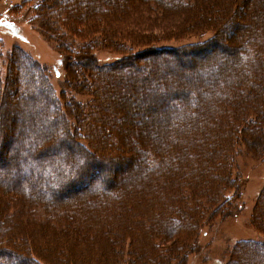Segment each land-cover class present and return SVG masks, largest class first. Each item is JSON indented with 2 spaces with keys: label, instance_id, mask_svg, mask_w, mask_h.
Returning a JSON list of instances; mask_svg holds the SVG:
<instances>
[{
  "label": "trees",
  "instance_id": "obj_1",
  "mask_svg": "<svg viewBox=\"0 0 264 264\" xmlns=\"http://www.w3.org/2000/svg\"><path fill=\"white\" fill-rule=\"evenodd\" d=\"M240 3L241 0H39L35 4L33 13L28 18L29 23L35 24L40 20H44V16H46V19L50 18L49 24L54 26V30L50 28L49 24L46 26V30L51 33L55 40L59 41L58 44H61V42L69 44V41L77 43L75 49L84 55L85 60L71 63L74 68L73 72L74 70L76 73L79 72L78 66H81L85 71L87 70L88 74L93 72L94 68L99 70L98 86H96L98 88L97 95L93 96V100L90 102L91 107L82 112L79 105L84 107L85 104L78 103V107L73 109L72 103L68 106L76 116L82 119L88 117L96 119L93 124L86 122L84 130L88 136H84L85 134L81 131L80 134L88 137L90 141H94L96 146L104 145L106 143L105 138H108L110 143L122 152L118 157H112L111 155H104V157H99L100 159L95 155L81 157L79 151L82 154L85 148L88 147L85 143L77 139L74 140V131L68 126L66 127L67 124H71L70 119L62 111L60 98L57 96L52 84H50L46 69L39 61L27 55L25 60L28 62L29 69L26 65H19L20 60H18L16 54L14 55L15 51H11L12 64H10L8 72H10V76L14 75L13 79H9L16 86L4 90L0 74V113L1 110L4 111L5 108L9 107V99L12 94L18 93L20 97H17H19L21 103L15 107V113H21L20 110L22 111V108L27 107L32 112L33 109L38 110L42 117L41 122L36 126L31 123L30 118L24 119L26 124H21V132L20 129L16 131L12 135L13 138L0 137V159L3 157L5 148L9 147V154L13 156L14 163L16 161L20 165L22 173L29 175V181L18 179V175L10 174L8 165H3L4 163L0 165V188L8 191L23 186L24 189L22 190H25L17 193L12 189L11 193H5L0 197V264H55L51 257L57 259V256L52 255L51 252H42L39 247L36 248L38 254L32 252L34 256L28 252L32 246H28L25 239L27 236L20 235L22 229L26 228L24 227L26 225L23 226L18 217L23 213H26L25 221L34 227L36 226L39 232H45L47 231L46 227H49L51 234L54 231H58V233L64 231L71 223L76 228L83 226L81 219L85 220L87 218L84 217L82 209L87 205L90 210H94L93 215H100L104 220L113 218L114 211L117 214L121 213L119 216L124 219L127 213L125 192L134 187L133 185L127 186L126 183L129 182L127 180L129 178L141 179V170L127 169L126 177L119 184L122 191L118 193L111 192L112 181L108 182L105 187L102 182V185L94 184L93 189L89 185L88 188L78 191L77 194L72 196H67L62 191L89 174L93 166L117 163L129 167V164L131 165L135 160V152L141 154L140 161L146 166V172L143 173L145 175L144 183L143 186H140L147 187V185L144 186L145 181L148 180L151 183V180H153L158 189V194L159 192L164 193L163 184L174 189L164 194L162 200L166 201L165 208H160L154 216L153 223L157 229L161 228L163 235L167 232H173L174 229L165 222L174 215L178 217L175 220L178 222L175 223L174 228L176 226L183 227L187 225L188 219L198 216L195 215V211L205 212L207 210L204 206L200 208L199 204H196V208L195 206H184L183 197L187 196L185 192L187 190L180 188L183 190L180 192L179 188H175V185L179 187V180L180 182L183 181L182 178L173 180L171 173H178V178L184 175L185 179L186 174L195 173L197 178L201 179L203 172L210 170L213 175L210 176L216 179L218 174L222 176L221 173H215L217 167H213V164L210 163L213 158L216 159V164L219 161L220 163L225 161V158L228 160L227 156L230 152L228 148H231V146H227V144L230 141L219 142L216 140L217 143L214 142V144L218 146L214 145L213 148L206 150L202 148L201 151H198L201 154L203 153L202 155L194 152V144H200V147L208 145L210 131L212 129L220 131L225 125L228 134L238 131L240 127H237L239 124L236 119L238 117L236 107L241 104L238 102L239 99L243 98L242 102L244 103L242 104L244 106L252 104V108L246 109V112H244L246 117L243 121L245 123L249 122L247 117L250 114L248 113L251 110L259 112L257 110L258 105L264 103V22L258 30L252 31L251 35L246 36V42L242 46L244 49L247 48L244 61H242V66L236 64L237 49L241 48L239 43L242 39L241 28L243 24H237L234 29V27L232 28V22L236 19L238 8H244V5ZM24 5L25 3H22L18 7H24ZM172 7H185V9L178 15H172L171 12L174 11ZM188 7L193 8L195 11L193 12ZM45 9L46 12H44ZM213 9H217L221 13L218 16L219 18L215 16V20L220 19L219 23L222 27L219 36L215 37L216 43L225 40L227 33L234 41L238 37L236 45L230 44L234 47L232 50L236 48L234 52H231L232 56H230V52L226 51L227 48L224 44H220L221 52L214 53L212 49L209 50L210 52H203L202 50L208 41L173 48L157 49L155 47L159 45V42L180 39L183 32L193 30L200 24L203 25L208 21H212L214 18ZM250 10L254 11L252 7H250ZM58 15L59 18H57ZM247 15L252 14L248 12ZM252 17L255 18L256 14ZM61 27L64 29L63 31H61ZM227 29L229 30L227 31ZM68 48L72 47L69 46ZM131 48L136 51L141 50L137 53L138 57H145L148 49H154V54L160 57L158 59L154 57L153 61H150L151 58H149V67L147 65L134 66L133 70L124 66L136 61V57H132L133 55L105 64H99L91 60L93 59L92 56L89 57V55H92L91 52L96 49L125 54L127 51L132 50ZM242 51L240 49V52ZM183 53H187V56H182ZM190 53L193 56H189ZM213 57L216 58V64L213 67L205 66V63ZM119 67L125 68L123 70L126 73L124 77L117 78L109 74V72L116 73ZM135 68L137 69L135 70ZM227 68H234V72L232 70V76L226 79ZM18 70L21 71V74H17ZM159 71L169 76V83L163 85L159 83L157 78ZM119 72L122 73V71L117 73ZM71 74L73 75V73ZM34 75L37 76L39 87L31 83ZM137 75H140L139 80ZM73 77L75 78V76ZM245 77L249 79L247 89L243 88V83L246 81ZM124 79L131 80L132 92L136 83H146L147 93L142 97H133V99L130 98L136 95H134V92L132 95L129 93L128 98L126 95L117 97L115 94H117L122 83L125 82ZM25 81H30V88L24 85ZM151 81L153 82V88L163 89L161 96L157 97L151 92L152 89L148 85ZM89 82L90 80L86 82V89H89L88 86L91 84ZM17 85L21 87L18 88ZM43 85L47 92L42 90ZM79 86L81 87V85ZM125 87L123 86L126 90ZM192 87L195 89H192ZM196 88L199 90H196ZM45 92L50 95L51 99L41 107V104L36 100L37 95L42 97ZM179 95L181 97L177 98ZM160 97L161 99H159ZM142 99L144 100L141 101ZM160 100L164 104L167 100L171 102L170 105L166 104L161 111H158L159 106H155V104ZM134 101L135 104L131 107L130 104ZM229 103L233 105L231 111L227 109ZM21 104H23L22 108H20ZM27 104L28 106H26ZM34 104H36L35 108ZM135 106H137L135 108L136 115L138 112L145 113V111L153 110L151 112L152 116L154 115L153 121L150 123L144 122L138 126L133 115H131L132 108ZM228 112L231 116L229 119L224 118V115ZM3 118L0 114V133L4 128L3 121H1ZM60 121L64 124L62 127H60ZM235 123H237V126ZM112 129L118 135H114L115 132L113 133ZM23 131L24 134L29 135L26 140L19 139ZM49 133L59 136L57 144L63 145V150L60 149V155H52L46 150L38 149V146L41 145V142L45 140ZM99 137H103L101 141L98 139ZM127 140H134V142L127 143ZM145 141L148 144V149L144 148ZM49 145H51V142L46 147ZM174 145L178 146L174 147ZM92 151L95 152V150ZM203 156L205 159H203ZM189 159H193V164L190 165ZM205 160L206 163H204ZM101 166L98 168L100 169ZM98 168H96L97 171ZM104 169L106 170V168ZM165 173L169 174L167 179L165 178L166 181L161 178L159 181L158 177L164 178ZM229 178V182L232 183L231 177ZM188 184L191 186L190 182ZM80 187L82 186H77L76 190ZM123 190L125 191L123 192ZM46 192H49L48 195ZM99 192L106 195V197L102 195L101 198H94L92 196ZM223 193L224 198L222 197V200L228 201V191ZM22 195H25L24 198ZM189 195L192 197L195 194L191 193ZM4 219H9L10 224L4 223ZM152 231V229L148 230L149 233H152ZM119 236L122 237V235H118L120 241ZM75 237H77V234ZM101 237L100 235L98 238ZM12 246L16 247L18 252H21L20 249L25 250L26 252L23 253L26 254H14V257L9 255L6 249L10 250ZM259 246L264 247V242L242 240L236 244L232 256L243 252L249 247ZM112 250L113 247L110 246L105 247V249L101 248L98 261L102 259L103 264H112L109 253H107L112 252ZM70 254L72 256V253ZM70 254L63 257L64 264H76V262L70 260L72 259ZM2 256L8 258L4 260ZM76 258L79 259L77 264H85L87 255L83 256L78 252ZM23 259L26 260L25 263L22 262ZM228 264H238V258L234 257Z\"/></svg>",
  "mask_w": 264,
  "mask_h": 264
},
{
  "label": "rangeland",
  "instance_id": "obj_2",
  "mask_svg": "<svg viewBox=\"0 0 264 264\" xmlns=\"http://www.w3.org/2000/svg\"><path fill=\"white\" fill-rule=\"evenodd\" d=\"M38 1L39 0H0V74L2 76L4 90H7L9 87L15 88L16 86L15 83L10 82L9 79H13L14 77V75H11V77L9 74L10 72H8L10 64H12L11 51H15L14 55L16 54L18 60H20L19 65H26L28 69V62L25 60L26 55L30 58L32 57L33 59H36L46 69V72L50 78V84H52L57 96L60 98L62 111H64V114L66 116L68 115L67 117L70 119L71 124H67L66 127L68 126L74 131L75 138L73 139H77L80 142L85 143L88 147L87 149L85 148V151H83L82 154L79 151V155L81 157L95 155L98 159H100L99 157H104V155L118 157L121 155L122 150L120 151L115 145H112L108 138H105L106 143L104 145L96 146L94 141H90L88 137H84L87 135L86 131L84 130L86 127V122L93 124L96 122V119L90 117L82 119L81 117L76 116L72 111L73 108L78 107V103L85 104L84 107L79 105L82 112H85L86 108L91 107L90 102L93 100V96L95 97L97 95L98 88L96 86H98L99 70L94 68V71L88 74L87 70L85 71L81 66H78L77 68L79 72L76 73L75 70L73 72L74 68L73 64L71 63L73 61L81 62L82 60H85L84 55L80 54V52L75 49L77 43H73L69 41L68 38H66L69 41V44H65L63 42L58 44L59 41L55 40L51 33L46 30V26L50 22V18L46 19V16H44V20H40L35 24L29 23L28 18L30 14L33 13L34 6ZM242 1L243 0H241L240 4L244 5V8H238L236 11V19L234 22H232V28L234 27V29L236 28L237 24H243V27L241 28L242 39L239 43L241 44L240 49L243 51L240 52V49L238 48V57H236V64L241 66L247 52V48H242L246 42V36L248 34L251 35L253 33L252 31L258 30V28L261 27L262 22H264V0ZM22 3H25L24 7H18ZM250 7L254 9L253 12L250 10ZM184 9L185 7L173 8L174 11L171 13L172 15H178ZM191 9L193 12L195 11L193 8ZM44 12H46V9ZM248 12L252 15L256 14L257 19L256 17H252V15H247ZM212 13L214 16L212 21H208V23L203 25L200 24L193 30L183 32L182 38L180 39H169V41L159 42V45L155 47L157 49L173 48L196 42L208 41L202 50L203 52H210V49H212L214 53L221 52L222 50H220V44H224V46L227 48L226 51L230 52V56H232L233 54H231V52L236 50V48L235 50H232L234 48L232 45H236V43H238L236 41L238 40V37L237 39L235 38L234 41V39L232 40L230 37V34L227 33L225 40L220 41V43H216L217 41H215V37L219 36L221 33L220 29L222 27L219 23L220 19L215 20V18H219L218 16L221 15V13L217 9H213ZM59 17L60 16L58 15L57 18ZM49 26L54 30V26L50 24ZM63 30L64 29L61 27V31ZM228 30L229 29H227V31ZM69 46L72 48H68ZM140 51L141 50L136 51L132 49L124 54L103 49H96L91 52L92 55H89V57L92 56L93 59L91 60L96 61L99 64H105L115 62L128 55H133L132 57H136V61L132 62V64L124 65L125 68L131 70L134 69V66L142 67L147 65L149 67V58H151L150 61H153L154 57L155 59L160 57L159 55L154 54V49L146 50L145 57H138L137 53ZM183 55L186 57L187 53H183L182 56ZM189 56H193V54L190 53ZM215 60L216 58H211L205 63V66L207 65L209 67H213L216 64ZM125 68L119 67L118 71H122V73H117V71L116 73L109 72V74L117 78L124 77L126 73L123 70H125ZM136 69L137 68H135V70ZM231 71L234 72V68L226 69V79L232 76ZM18 73L21 74V71L19 72L18 70L17 74ZM71 73H73V75ZM146 73L148 72L146 71ZM73 76H75V78ZM139 76L140 75H137L138 80L140 79ZM32 78L33 79H31V83H34L39 87L37 76L34 75ZM157 78L159 83L162 85L169 83L168 79H170L168 75L162 74L161 71H159ZM88 80H90L91 84L88 86L89 89H86V82ZM124 80L125 82L122 83L117 94H115L117 97L126 95L128 98V95H130L129 93L132 95L134 92V95H136L131 96L132 98H130L133 99V97H142V95L147 93L146 83H136L132 92L130 85L131 80ZM245 80L246 81L243 83V88L247 89L249 79L245 77ZM84 81L86 82L84 83ZM152 84V81L148 83L152 89L151 92H153V94L157 97L161 96L163 89L153 88ZM24 85L30 88V81H25ZM79 85H81V87ZM17 86L18 88L21 87L20 85ZM123 86H126V90L123 88ZM41 88L43 91L47 92V89L44 87V85ZM192 89L195 88L192 87ZM196 90L199 89L196 88ZM46 92L42 97L37 95L36 100L39 104H41V107L51 99L50 95L46 94ZM17 96H19L18 93L12 94L11 98L9 99V107L5 108L4 111L1 110L0 114L2 117H4L1 120L3 121L4 128H2L0 137L4 136V138H13L12 135H14V133L20 129L21 124H26L24 121L26 118H30L29 120L34 126L41 122L42 116H40V112L34 109L32 112L27 109V107L22 108L23 104H21L20 107L22 108L23 113L21 110V113H15V107L19 106L21 103L18 99L20 96ZM180 97L181 95H179L177 98ZM144 99L145 101L147 100L146 96ZM159 99H161V97ZM135 101L130 104L131 107L135 104ZM242 101L243 98L239 99L238 102L241 104L238 105V107L235 106L236 112H238V117L236 119L239 126H237V123H235V125L238 128L240 127L238 131L228 134L226 125L223 126L220 131H214L212 129L210 131L211 134L208 135V145H203L204 147H200V144H194L193 147L195 150L194 152H198L201 151L202 148L206 150L208 148L218 146L214 144L216 140L219 142H225V140L230 141L227 144V146H231V148H228L230 149L229 155L227 156L228 160L225 158V161L221 163L219 161V163L216 164V159L213 158L210 163L213 164V167H217V170H214L215 173H221L223 175L221 176L218 174L216 179L215 177H212L213 175L209 170L203 172L201 179H198L195 173L189 175L186 174L185 179L184 175L178 178V173H171L173 180H179L182 178L183 181L180 182L179 180V187L175 185V188H179L180 192L183 191L180 188L187 190L185 191L187 196L183 197L184 206H195L196 208V204H199L200 208L204 206V208L207 209L205 212L195 211V215L198 216L188 219L187 225H184L183 227L176 226L174 228L175 223L178 222L175 221L178 217L174 215L171 219H167L165 222L174 229L172 233L167 232L163 235L161 228L157 229L153 223L155 219L154 216L160 208H165L166 201L162 200L164 198V194L174 189H172L173 187L163 184L164 193L159 192L158 194V189L155 186L156 184L153 183V180H151V183L150 181L148 182V180H146L144 186L147 185V187H142L145 177L143 173L146 172V166L140 161L141 154L139 152H135V160L131 163V165L129 164V167L124 164L120 165L117 163H109V165L106 164L105 166H93L89 174L83 176L79 181L74 183V185H69L67 189L62 191V193L65 195L72 196L77 194L78 191L88 188L89 185L92 189L94 184H103L105 187L108 182L112 181L113 186L110 188L111 192L114 191L115 193H118L122 191V188L119 184L120 181L126 177L127 169L136 171L141 170V179L129 178V180H127L129 181L126 183L128 184L127 186L133 185L134 187L131 190L125 192L127 199L125 208L127 209V213L124 219L119 216L121 213L117 214V212L114 211L115 214L113 218L104 220L102 217H100V215H93L94 210H90V207L87 205L82 209L85 215L84 217L87 218L85 220L81 219V221H83V226L76 228L74 227L73 223H71L68 228L64 229V231H61L60 233H58V231H54L51 234L49 227H46L47 231L42 233L39 232L36 229V226L34 227L25 221L26 213H23L18 217L21 224L23 223V226L26 225L24 226L26 228L22 229L23 231L20 233V235L22 234L27 236L25 239L27 240L28 246H32L30 248L31 250L29 249L28 252L32 255V252H36V248L38 247L42 249V252H51L52 255L57 256V259H53L51 257L55 264H64L63 257H66V255L70 253H72V256L70 254L72 257L70 260H73L77 264L79 262V259L76 258L78 252L83 256L85 254L87 255L85 264H103V260L100 259V261H98V258L101 248L105 249L107 246H110L111 248L113 247L112 252H107L109 253L112 264H228L234 257L238 258V264H264V257H262V255H264V247H249L246 250H243V252H241L242 254L239 252V254H234V256H232L236 244L242 240L264 242V114L261 113H264V103L263 105H258L257 110L259 112L251 110V112L248 113L250 114L249 117H247L249 122L245 123V121H243L246 117L244 112H246V109H251L252 104L244 106V104H242L244 102ZM170 102V100H167L164 104L160 100L155 104V106H159V110H157L161 111L164 106H166V104L170 105ZM70 103H72V109L68 107ZM26 106H28V104ZM35 106L36 104H34V108ZM136 107L137 106L133 107L134 109L132 108L131 115H133V118L138 126L144 122L150 123L153 121L154 115L152 116L151 114L153 110H149L147 112L145 111V113L138 112L136 115ZM232 108L233 105L229 103V106L227 107L228 111L229 109L231 111ZM26 110L28 111L24 112ZM230 116L231 114L228 112L224 115V118L229 119ZM60 124V127L64 125L61 121ZM21 130L22 129H20V132ZM80 131L85 135L83 136L80 134ZM112 131L113 133L115 132L114 135H118L114 129H112ZM28 136L29 135L26 133L24 134L23 131L19 139L26 140ZM58 137L59 136H56L53 133H49L45 140L41 142V145L38 146V149L40 148L42 150H46L52 155H60L61 150H63V145L57 144ZM227 137L228 139H226ZM101 138L103 137H99L98 139L101 141ZM123 141L125 142V140ZM130 141L134 142V140H127V143H131ZM50 142L51 145L46 147V145ZM175 146L178 145H174V147ZM144 148L148 149V144L146 141L144 142ZM92 150H95V152ZM9 153L10 149L9 147H6L3 157L0 159V165L3 163V165H8L9 171L11 172L10 174L18 175V179H26L29 181V175H25L21 172L20 165H18L16 161L14 163V158ZM198 153L201 154L200 152ZM203 159H205L204 156ZM189 162L190 165L193 164V159H189ZM204 163H206V160ZM100 166L101 168L99 169L98 167ZM96 168H98V171ZM104 168H106V170ZM165 174L166 175L164 178L158 177L159 181L160 178L166 181L169 174ZM229 177H231L232 183L229 182ZM188 182H190L191 186H189ZM77 186L82 187L76 190ZM12 189L17 193L25 191L22 190L24 189L23 186ZM12 189L6 191L0 188V197L5 193H11V191H13ZM124 191L125 190H123V192ZM226 191H228L227 194L229 200L223 201V192ZM48 193L49 192H46L47 195ZM191 193L195 195L190 197L189 194ZM96 194H93L92 196H94V198H101L102 195L106 197V195L100 194V192ZM22 196L24 198L25 195ZM4 223L10 224V220L4 219ZM75 229L77 230L74 231ZM149 229L153 230L152 233L148 232ZM76 234L77 237H75ZM119 234L122 235V237L119 236V239H121L120 241L118 240ZM100 235L102 237L98 238ZM6 250L9 252V255L12 256L14 254L18 255L19 253L26 252L23 249H20L19 251L21 252H18V249L14 246L10 247V250ZM7 258L8 257H3L4 260ZM22 262L25 263L26 260L23 259Z\"/></svg>",
  "mask_w": 264,
  "mask_h": 264
}]
</instances>
